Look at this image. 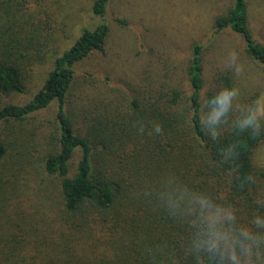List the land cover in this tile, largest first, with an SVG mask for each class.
Segmentation results:
<instances>
[{"label": "trees", "instance_id": "trees-1", "mask_svg": "<svg viewBox=\"0 0 264 264\" xmlns=\"http://www.w3.org/2000/svg\"><path fill=\"white\" fill-rule=\"evenodd\" d=\"M109 1L94 0L100 19ZM24 10L29 12L22 1L0 0V123L23 121L53 103L56 121L41 138L34 132L16 141L0 138V162L9 150L22 161L40 150L37 167L30 166L57 202L46 215V227L0 234V264H154L159 248L179 252L188 225L157 195L169 178L230 207L240 222L254 211L264 212V171L257 161L264 125L254 138H249L251 126L239 129L254 107L249 92L256 90L247 86L254 73L248 68L264 71V44L250 28L248 0H233L212 21L215 34L230 31L242 40L241 74L235 67H216L206 77L213 41L210 46L194 43L184 83L163 65L135 92L114 96L103 107L88 105L82 127L68 110L75 66L105 51L109 26L102 21L84 28L69 47L56 52L28 103L3 105L2 97L26 92L32 68L42 65L55 41L48 20L35 24ZM225 90H235L234 95L213 119L219 110L216 97ZM245 175L250 179L242 183ZM106 235L112 250L100 251Z\"/></svg>", "mask_w": 264, "mask_h": 264}, {"label": "rangeland", "instance_id": "rangeland-1", "mask_svg": "<svg viewBox=\"0 0 264 264\" xmlns=\"http://www.w3.org/2000/svg\"><path fill=\"white\" fill-rule=\"evenodd\" d=\"M17 1H22L29 9L22 14L31 13L35 24L48 20L55 41L47 57L40 62L42 65L32 68L26 92L2 97L3 105L28 103L44 82L56 52L69 47L84 28H94L102 21L108 24L105 51H95L75 66V84L68 98V110L81 127L85 125L83 112L88 111V105L103 107L114 96L135 92L144 79L154 76L163 65L172 67L176 81L184 83L183 69L194 43L210 46L213 41L205 66L206 77L216 67L240 66L241 74L242 63L246 61L240 37L230 31L215 34L212 27L213 18L229 9L233 0H110L102 19L93 12L94 0ZM248 11L253 35L264 44V0H248ZM248 70L254 73L251 83L247 84L250 90L252 87L256 90L249 92L253 103L264 95V71ZM56 108L57 104L53 103L23 121L1 122L0 138L16 141L33 132L41 138L53 129ZM40 154L38 150L22 161L9 150L0 162V234L19 235L20 229L26 234L28 230L46 227V215L51 208L55 210L57 198L40 186L41 177L30 166L33 163L37 167ZM257 154L258 164L264 171V146ZM80 157L78 151L72 160L73 170ZM8 216L10 224L6 225ZM105 238L100 251L107 252L112 250L108 245L111 241L107 235ZM113 249L116 251V246Z\"/></svg>", "mask_w": 264, "mask_h": 264}, {"label": "clouds", "instance_id": "clouds-1", "mask_svg": "<svg viewBox=\"0 0 264 264\" xmlns=\"http://www.w3.org/2000/svg\"><path fill=\"white\" fill-rule=\"evenodd\" d=\"M236 71H240V66ZM234 91L225 90L216 97L219 110L213 119L226 111V101ZM253 103L254 107L248 109L239 124L241 131L251 126L249 138L257 136L264 125V95ZM212 135L215 137L216 133ZM248 179L245 175L241 182ZM157 195L188 228L179 252L159 248L153 256L154 264H181L189 260L191 264H264V212L254 211L250 218L240 222L230 207L202 197L171 178L162 183Z\"/></svg>", "mask_w": 264, "mask_h": 264}]
</instances>
